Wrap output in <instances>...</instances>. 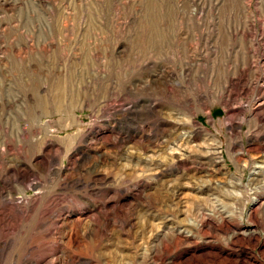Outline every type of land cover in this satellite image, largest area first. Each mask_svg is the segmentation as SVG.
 Listing matches in <instances>:
<instances>
[{"label": "rangeland", "instance_id": "374dc122", "mask_svg": "<svg viewBox=\"0 0 264 264\" xmlns=\"http://www.w3.org/2000/svg\"><path fill=\"white\" fill-rule=\"evenodd\" d=\"M0 264H264V0H0Z\"/></svg>", "mask_w": 264, "mask_h": 264}]
</instances>
